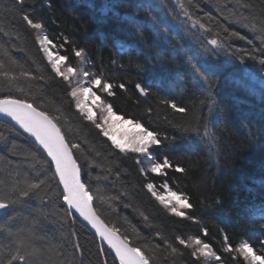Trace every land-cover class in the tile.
I'll use <instances>...</instances> for the list:
<instances>
[{
	"label": "trees",
	"instance_id": "16d2710c",
	"mask_svg": "<svg viewBox=\"0 0 264 264\" xmlns=\"http://www.w3.org/2000/svg\"><path fill=\"white\" fill-rule=\"evenodd\" d=\"M24 14L43 27L31 28ZM37 31L53 40V52L69 57L65 67H83L105 82L124 83L127 91L98 94L118 115L168 136L150 149L151 157L159 162L168 156L186 171L167 169L166 175H157L139 154L116 149L75 108L72 82L69 86L55 75ZM262 31L264 0H30L23 6L0 0V98L40 105L81 145L76 155L97 212L140 247L151 264H249L235 250L224 251V237L233 249L247 241L264 255ZM212 39L227 52L210 54ZM79 48L85 50L83 60L74 55ZM208 64L217 71L205 81L193 66ZM137 83L149 94L142 96ZM172 102L187 111L176 112ZM49 162L30 137L0 120V178L22 201L0 215V264L17 248V228L39 250L38 264H119L86 226L68 215ZM39 180L45 181L39 198H23L22 190ZM149 182L156 190L167 182L188 196L194 208L185 211L195 219L171 214L147 191ZM196 236L221 260L197 261L177 239Z\"/></svg>",
	"mask_w": 264,
	"mask_h": 264
},
{
	"label": "snow or ice",
	"instance_id": "6c2138e0",
	"mask_svg": "<svg viewBox=\"0 0 264 264\" xmlns=\"http://www.w3.org/2000/svg\"><path fill=\"white\" fill-rule=\"evenodd\" d=\"M29 2L30 0H15L18 6H23ZM18 10L22 11V7ZM22 18L33 29L39 30L43 27L42 23L34 22L28 14H24ZM200 27H204V25L201 24ZM232 36H239L240 39H245V37L240 36L236 32H232ZM259 38L264 41V31H262ZM39 43L47 55L55 75L67 82L69 86H71L73 78L77 76L88 80V86H81L80 81L77 80L76 86H71L69 95L75 103V108L79 110L83 117L94 125L120 152L127 153L130 151L151 158L150 149L162 145L169 139L166 135L161 136L157 131H151L144 127L138 120L125 119L123 115H118L113 110L112 103L102 99L101 95L98 94V91H101L111 97L116 94L113 91L114 88L127 91L124 83L116 85L111 82H105L100 74L93 75L88 71L79 72L73 66L65 67L64 65H66L69 57L52 51V48L56 47L52 39L45 35ZM210 44L214 47L207 51L212 55H218L219 51L227 52V48L219 43L217 39H212ZM60 47H63V44ZM229 47L231 46L229 45ZM74 55L83 60L85 50L82 48L76 49ZM260 63L264 64V59H261ZM193 68L201 79L205 81H210V74L217 71L215 66L211 64L206 66L194 65ZM3 75L7 76V73ZM90 76L92 78L89 80ZM135 87L142 95L146 96L149 94V89L141 84L137 83ZM165 103L168 102L165 101ZM170 106L178 113L187 111L185 107H178L176 102H172ZM96 110L101 112L102 119L97 117ZM0 114L15 121L25 133L34 138L40 148L46 152L47 157H50L49 166L54 164L52 176L56 180L57 186L62 185L59 196L66 203L69 216L74 210L84 221L91 225L101 240L106 241L109 248L114 250L115 256L119 259V264H151L150 257L140 247L133 246L126 236L122 237L118 234V228L109 227L98 215L94 206V195L85 178L84 168L78 162L79 157L76 155L81 150V145L68 138L62 127L58 126L59 121L55 117L34 102L11 97L0 99ZM167 169H172L177 173L186 171L178 163L174 164L168 156H164L159 162H153L150 171L157 175H166ZM44 183V180H39L37 183L29 184L27 189L22 190V197L39 198V193ZM163 187L166 192L160 193L156 190V186L153 183L149 182L146 184L147 191L151 193V196L171 214L189 220L195 219L185 211L186 209L194 208V205L189 202L190 198L183 193L173 191L167 182L164 183ZM124 195H127V193H124ZM112 199L119 200L120 196L112 197ZM21 202L19 198L11 202L0 201V210L8 209ZM141 216L150 225L149 217L143 213H141ZM71 218L75 219V217ZM203 234L207 236V229L203 230ZM156 235L160 236L161 233L157 232ZM177 239L180 245L192 249L191 255L197 261L200 258L221 260V257L213 250L212 246L198 236L188 237L187 239L177 237ZM224 239L226 242L224 251L232 252L235 250L242 255L244 260L249 261V264H264V255H258L251 243L245 241L233 249L230 244H227L228 237L226 235ZM167 246L171 247L170 244ZM73 247H79V244L74 242ZM171 250L173 253L178 251L174 247ZM7 264H38V257L35 252L25 251L23 246H20L9 252Z\"/></svg>",
	"mask_w": 264,
	"mask_h": 264
},
{
	"label": "rangeland",
	"instance_id": "374dc122",
	"mask_svg": "<svg viewBox=\"0 0 264 264\" xmlns=\"http://www.w3.org/2000/svg\"><path fill=\"white\" fill-rule=\"evenodd\" d=\"M37 36H38L39 40H41L44 37L40 31H37ZM79 72H83V67L82 68H79ZM88 79L90 80V78H88ZM77 80L80 81V85L81 86H88V80L82 79L80 76H77V77L73 78V80H72V86H76ZM97 117L100 118V119H102L101 112H98L97 111ZM139 159H140V161H142L143 165H146L147 166V169L148 170H150L151 165H152L153 162H158V161H155L152 157L149 158V157H145V156L140 155V154H139ZM163 185L164 184H162L160 186V188H157V191L158 192H160V193H165L166 192V189L163 187ZM13 194L14 193L8 187V183L6 182V180L1 177L0 178V201H4V202L14 201L15 198H14ZM12 208L14 209L15 208V205H13L11 207V209ZM14 210H13V212H14ZM9 217H11V214H9L8 216H5V219L7 220ZM5 235L8 236V232L7 231H6ZM15 236H16L15 238L17 239L15 241L16 244H17V247L23 246V250L35 252L37 254V257L38 258L41 257L39 250H37V248H35L33 246L34 244L32 242H27L26 237H25L26 235H24L23 233H21V228H17L16 233H15Z\"/></svg>",
	"mask_w": 264,
	"mask_h": 264
},
{
	"label": "water",
	"instance_id": "95a60500",
	"mask_svg": "<svg viewBox=\"0 0 264 264\" xmlns=\"http://www.w3.org/2000/svg\"><path fill=\"white\" fill-rule=\"evenodd\" d=\"M142 96H145V95H142ZM4 98H8V97H4ZM11 98H16V97H11ZM0 99H3V98H0ZM0 120H3V121H6V122H8V123H10L11 125H13V126H15L16 128H18L20 131H22L23 133H25L24 131H23V129H21L20 128V126L15 122V121H13V120H11V118L10 117H6V116H4L3 114H0ZM59 126V125H58ZM28 137H30L34 142H35V140H34V138L33 137H31L28 133H25ZM36 143V145L39 147V149L46 155V157H47V154H46V152L42 149V148H40V146L38 145V143L37 142H35ZM47 159L50 161V157H47ZM52 166H53V169H54V164H52ZM60 187H61V189H62V185H60ZM64 205H65V207L67 208V205H66V203L64 202ZM9 209L10 208H8V209H4V210H0V215L1 214H4V213H6L7 211H9ZM96 209V208H95ZM84 226H86L92 233H93V235H95L97 238H98V240H99V242L101 243V245H103L104 247H106L109 251H111V253L113 254V257L117 260V262L119 263V259H118V257H116L115 256V253H114V250H111L110 248H109V246L107 245V242L106 241H102L101 240V238L99 237V235L95 232V229H93L92 227H91V225H89L86 221H84L83 220V218L82 217H80L79 216V214L78 213H75L74 212V210L71 212ZM98 213V212H97ZM99 215V214H98ZM100 216V215H99ZM100 218L102 219V217L100 216ZM103 220V219H102ZM104 221V220H103ZM105 222V221H104ZM106 223V222H105ZM107 224V223H106ZM108 225V224H107ZM109 226V225H108ZM110 227V226H109ZM119 235H120V233H118Z\"/></svg>",
	"mask_w": 264,
	"mask_h": 264
},
{
	"label": "bare ground",
	"instance_id": "6f19581e",
	"mask_svg": "<svg viewBox=\"0 0 264 264\" xmlns=\"http://www.w3.org/2000/svg\"><path fill=\"white\" fill-rule=\"evenodd\" d=\"M90 78V77H89ZM91 79V78H90ZM139 91V90H138ZM140 93V92H139ZM141 94V93H140ZM142 95V94H141ZM15 127V126H14ZM18 129V128H17ZM97 211V210H96ZM72 214V213H71ZM99 214V213H98ZM73 215V214H72ZM103 219V218H102ZM104 221H105V219H103ZM106 222V221H105ZM107 223V222H106ZM108 224V223H107ZM109 225V224H108ZM110 227H112L111 225H109ZM92 233V232H91ZM119 233H120V231H119ZM93 234V233H92ZM120 235L122 236V237H124L121 233H120ZM98 239V238H97ZM131 243V242H130ZM132 244V243H131ZM133 245V244H132ZM133 246H135V245H133ZM106 248V247H105ZM107 249V248H106ZM108 250V249H107ZM108 252L113 256V254L111 253V251H109L108 250ZM116 260V259H115Z\"/></svg>",
	"mask_w": 264,
	"mask_h": 264
}]
</instances>
